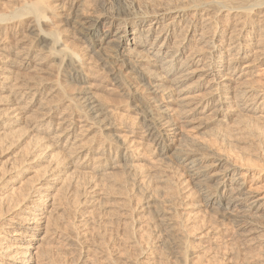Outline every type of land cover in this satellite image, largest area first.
I'll return each mask as SVG.
<instances>
[{
    "label": "bare ground",
    "instance_id": "obj_1",
    "mask_svg": "<svg viewBox=\"0 0 264 264\" xmlns=\"http://www.w3.org/2000/svg\"><path fill=\"white\" fill-rule=\"evenodd\" d=\"M263 70L264 0H0V264H221L138 175L172 159L264 230L252 166L204 138L264 156Z\"/></svg>",
    "mask_w": 264,
    "mask_h": 264
},
{
    "label": "rangeland",
    "instance_id": "obj_2",
    "mask_svg": "<svg viewBox=\"0 0 264 264\" xmlns=\"http://www.w3.org/2000/svg\"><path fill=\"white\" fill-rule=\"evenodd\" d=\"M262 73H264V70ZM196 135L202 136L200 132H197ZM204 138L220 149H224L231 153V155L240 162L249 163L252 166V169L248 173L249 176L246 177L250 184L258 186L260 191L264 193V156L255 144L242 143L239 145H227L211 136H205ZM147 152L146 159H148V161L144 165L145 172L138 175L141 176L139 177V181L148 182L157 190L158 197L162 200V207L167 206L164 201L165 199H171L178 206L179 211L177 215L180 217L190 213L189 208L193 204L194 211H198V218L193 221L188 220V229L191 228V230L196 231L206 225L209 227V233L212 232L210 233L211 238L209 235V238L201 243L204 244L202 245L203 248L199 250V254L206 251V255L208 254L211 256L210 258H213V260L216 259V261H220L221 264H264V230L260 233H254L251 238L252 240L238 235L237 227L230 223L221 222L218 214L213 212L210 213L209 210H205L200 204V196L196 189L191 187L190 183L186 180V174L180 164L172 159L156 160L152 162L149 159L150 152ZM263 221L264 219L261 220L264 226ZM120 224L122 223L120 222ZM129 230L131 231L130 228ZM118 237L122 240L125 236ZM76 248L79 255L77 254ZM80 248L73 247L71 249V253L73 254L69 255V257H72L74 252L81 260L89 259L90 257L97 255V251L95 253V250L91 251L86 248V246ZM129 248L130 247L126 248V250ZM129 250V252L133 251L132 248ZM94 253L96 255H94ZM167 257V260H172L171 257ZM90 259H93V257Z\"/></svg>",
    "mask_w": 264,
    "mask_h": 264
}]
</instances>
